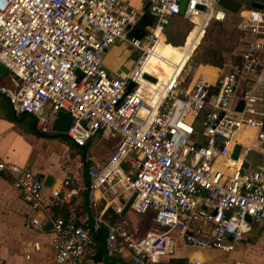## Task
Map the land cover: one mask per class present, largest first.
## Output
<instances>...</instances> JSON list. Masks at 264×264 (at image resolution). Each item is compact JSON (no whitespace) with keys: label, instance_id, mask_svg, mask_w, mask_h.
Listing matches in <instances>:
<instances>
[{"label":"built area","instance_id":"2783aa9c","mask_svg":"<svg viewBox=\"0 0 264 264\" xmlns=\"http://www.w3.org/2000/svg\"><path fill=\"white\" fill-rule=\"evenodd\" d=\"M180 1L145 0L147 8L137 10L125 0H0V62L12 80L0 84V95L12 111L34 116L36 129L46 134L54 133L58 111L67 112L72 121L63 134L80 147L98 133L119 137L104 163L86 169L89 207L95 210L99 198L105 199L106 208L121 215L113 222L104 210L92 220L75 209L58 213L53 203L77 192L69 178L46 202L41 175L0 163L33 210L50 221L56 264H85L104 228L108 256L128 250L130 264H164L178 241L232 251L253 221L264 225V12L239 14L236 28L243 38L215 82L199 75L186 85L179 75L157 93L147 85L159 79L145 64L161 37L167 41L172 20L180 16L205 30L231 15L223 0H187L180 14ZM145 12L150 24L141 28ZM118 43L140 54L131 67L111 73L104 59ZM154 93L158 98L151 104ZM251 128L257 129L260 152L242 147L234 158L236 136ZM132 197L136 213H154L155 229L145 236H136L122 215V200ZM26 226L43 229L35 215Z\"/></svg>","mask_w":264,"mask_h":264},{"label":"crops","instance_id":"0c3cea01","mask_svg":"<svg viewBox=\"0 0 264 264\" xmlns=\"http://www.w3.org/2000/svg\"><path fill=\"white\" fill-rule=\"evenodd\" d=\"M125 1H128L137 10H144L146 6L145 0ZM234 1L239 4V8L236 11L223 7L231 13L230 16H237V23L240 20L239 14H247L248 9L257 8L252 6L253 2L263 4V7L258 9L264 12V0ZM145 14L146 12L143 15ZM143 15L140 16L138 21L142 19ZM168 28L171 29V25ZM247 37L248 35L245 38ZM241 38H243L242 32L236 35L234 45ZM248 39H251V37L249 36ZM127 45L126 43H118L108 50L104 63L111 73L131 67L138 58L135 60L128 59L127 55L129 52L123 53L125 55L120 54L121 50L125 49ZM175 47L162 36L157 44L155 54L150 56L145 64V68L149 72L154 73L159 79V82L153 85V87L158 88V92L165 83L178 76L176 70L181 62L182 55ZM209 66L217 68V73L210 74L208 79L204 75L201 76L210 82H215L221 65L212 64ZM251 77L254 78L253 76ZM0 84H12L8 72L2 76ZM245 85L246 80L242 82L239 94L242 93ZM152 97H149L151 104H153ZM34 120V117L30 114H15L7 98L4 95H0V163L30 167L41 175L43 179L47 175L53 176L52 186H47L44 192V200L46 202H53L52 191L58 189L63 181L69 178L71 182L70 189H75L77 192H69L67 195L62 194L63 201L57 204L53 203V207L58 213L75 209L80 218L91 216L92 220L93 213H99L104 210V218L108 222L116 221L115 216L120 214H117L112 207L106 208L105 199L99 198V205L95 210L89 207L86 190L88 184L86 169L89 164L104 163L114 152L119 142V137L117 135L98 133L94 136L97 138L96 140L91 143L88 142L84 147H80L66 136L59 135L63 133L56 131L48 135L37 133L34 130ZM236 141V144L239 143L241 145V149L242 147L250 149V154L256 155L261 150L257 138V129L251 128L239 133L236 136ZM103 142H105V146ZM78 150H84L83 156L79 155ZM76 159L80 160L78 164L73 163ZM84 166L86 169L83 168ZM33 215L41 220L43 229L26 226L27 219ZM253 222L250 231L245 235V237H248L245 243L240 244L239 242L232 251L208 247H192L183 241H178L173 252L164 258V264H180L176 259L186 260L181 264H187L192 259H201L205 264H264V225L258 221ZM50 224V221L42 212H35L30 203L22 197L19 189L14 184L12 174L8 171H0V264H56L55 251L52 246L53 233L49 226ZM102 232L105 233V231ZM99 237L98 235L95 253L102 251L103 261L95 262L91 257L85 264H130L132 260L130 251L123 250L116 255L108 256L104 242L100 241ZM217 254H219L218 257H216Z\"/></svg>","mask_w":264,"mask_h":264},{"label":"rangeland","instance_id":"374dc122","mask_svg":"<svg viewBox=\"0 0 264 264\" xmlns=\"http://www.w3.org/2000/svg\"><path fill=\"white\" fill-rule=\"evenodd\" d=\"M241 12L244 13L242 10ZM201 20L202 24H204L205 21H203V19ZM237 21L238 19L236 15L230 16V19L227 22L211 21L206 29L203 30V25L201 27H196V25L189 20L179 16L172 20L170 24L171 29L168 28L169 31L166 34V37L168 42L174 45H180L179 48L174 46L182 55L181 62L176 71L178 76L181 75L180 77L185 81L186 85L192 82L199 72L204 71L211 73L218 71L217 68L209 66L212 64L208 62L212 61L219 64L228 56V53L232 50L234 45L236 35L240 33L236 31ZM127 52H129L127 58L133 60H135L140 54L137 49L132 48L130 45H127L125 49L123 48L120 54ZM154 84L155 83L147 86L154 89ZM157 93L159 92L157 91ZM156 95L157 94L152 95L153 97L151 100L153 103L158 98ZM196 137L197 136L195 135L194 138ZM96 139L97 138L93 136L88 142L91 143ZM103 145H106L105 142H103ZM83 152L84 150H78V153L81 156H83ZM79 161V159H76L73 163L78 164ZM246 165L248 164L246 163ZM83 168L86 169L85 166ZM153 214V211H149L145 214H138L132 208H129L125 217L131 223V228L136 236L141 237L145 236L148 231L155 229ZM115 218L118 220L121 218V215H116ZM246 238L248 237H245L240 241V244H244ZM218 256L219 254L216 255V257Z\"/></svg>","mask_w":264,"mask_h":264},{"label":"water","instance_id":"95a60500","mask_svg":"<svg viewBox=\"0 0 264 264\" xmlns=\"http://www.w3.org/2000/svg\"><path fill=\"white\" fill-rule=\"evenodd\" d=\"M186 4H187V0H181L180 1V14H183L184 13V10H185V7H186ZM252 6L254 7H257V8H262L263 7V4L261 3H258V2H253L252 3ZM202 8H204V6H201ZM147 8V5L145 6V9ZM150 24V19L148 18V14L146 13L145 15H143L142 19L138 22V26L141 27V28H144L146 25ZM7 73V68L5 67V65H3L1 62H0V80L2 78V76L4 74ZM146 77L156 81V78L149 75V74H145ZM133 85L134 83H130L129 87H128V91H131L132 88H133ZM243 106V103L241 102L238 106V109H241ZM72 121V117L65 111L63 110H60L58 111L57 113V116L56 118L54 119L53 121V124H52V129L56 132H59V133H64L68 130L69 126H70V123ZM240 150H241V145L238 143L235 145V148H234V151H233V157L234 158H238L239 157V153H240ZM45 181V184L46 186H49L51 187L52 186V182L54 180L53 176L51 175H47L44 179ZM132 199H129L127 202H125L124 200H122L123 203H125V206H124V209L122 211V215H124L127 210L130 208V204L132 202ZM247 218L250 220V217L247 216ZM50 227L52 226L51 224L49 225ZM230 239H232V237H230ZM92 259L95 261V262H101L103 261V252L102 251H98L95 253V255L92 256Z\"/></svg>","mask_w":264,"mask_h":264},{"label":"trees","instance_id":"16d2710c","mask_svg":"<svg viewBox=\"0 0 264 264\" xmlns=\"http://www.w3.org/2000/svg\"><path fill=\"white\" fill-rule=\"evenodd\" d=\"M222 5L225 7V8H228V9H230V10H232V11H236L238 8H239V4L237 3V1H234V0H223L222 1ZM170 43V42H169ZM170 44H172V43H170ZM172 45H174V44H172ZM174 46H177V47H179L180 45H174ZM224 60H225V58L219 63V64H217V63H215V62H212V61H210V62H208V63H210V64H213V65H222V63L224 62ZM23 114H26V113H22L21 115H23ZM34 130L37 132V133H39V134H46V133H41L40 131H38L37 129H36V127H35V120H34ZM48 135V134H47ZM59 135H63L64 137H65V135L64 134H59ZM103 231H105V229H103ZM104 235H105V233L104 232H101L100 234H99V238H100V241L102 240L103 242H104ZM176 261H178L180 264L181 263H184L186 260L185 259H176Z\"/></svg>","mask_w":264,"mask_h":264},{"label":"bare ground","instance_id":"6f19581e","mask_svg":"<svg viewBox=\"0 0 264 264\" xmlns=\"http://www.w3.org/2000/svg\"><path fill=\"white\" fill-rule=\"evenodd\" d=\"M138 6H139V4H138ZM212 73L216 74L217 71H216V72H211V73H207V72H204V71H203V72H199L195 77H197V76H199V75H204V77L208 79V77H209L210 74H212ZM253 223H255V222H253ZM253 223L250 224V226H249V228H248L249 231H250L251 226H252Z\"/></svg>","mask_w":264,"mask_h":264}]
</instances>
